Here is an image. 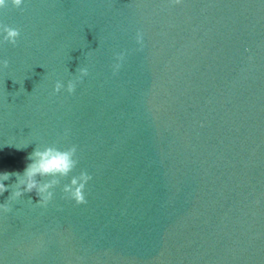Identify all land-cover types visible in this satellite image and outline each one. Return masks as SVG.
Instances as JSON below:
<instances>
[{
  "label": "water",
  "instance_id": "1",
  "mask_svg": "<svg viewBox=\"0 0 264 264\" xmlns=\"http://www.w3.org/2000/svg\"><path fill=\"white\" fill-rule=\"evenodd\" d=\"M0 23L21 30L0 44V173L78 149L47 207L0 195V264H264V0H24Z\"/></svg>",
  "mask_w": 264,
  "mask_h": 264
},
{
  "label": "clouds",
  "instance_id": "2",
  "mask_svg": "<svg viewBox=\"0 0 264 264\" xmlns=\"http://www.w3.org/2000/svg\"><path fill=\"white\" fill-rule=\"evenodd\" d=\"M172 5H180L182 0H169ZM11 5L16 9H21L24 5V0H0V9H6ZM21 35V30L4 23H0V44H11L16 46ZM136 43L143 47V34L140 31L136 33ZM125 59V53L119 52L115 56L113 64V73L119 71ZM9 61L7 59L0 60V66L7 68ZM79 76L74 80H69L65 88L62 81H56L53 92L58 94L62 90L72 94L76 91L77 83L84 76L88 75L87 68H79ZM67 135V132H65ZM77 146L60 149L54 145H46L43 148H35L28 156V163L23 172H2L0 173V195L8 191L10 187L14 188L11 191L10 199L18 200L25 193H35L38 197L37 204L41 207H47L54 197V189L61 182V178L69 177L75 170L78 164ZM16 177L14 185L6 186L4 181L11 177ZM50 178V179H46ZM92 180L91 174L87 171H80L78 175H72L70 182L63 185V193L66 198L73 200L77 205L87 203L86 186ZM11 207L8 203L0 204V212L8 213Z\"/></svg>",
  "mask_w": 264,
  "mask_h": 264
}]
</instances>
